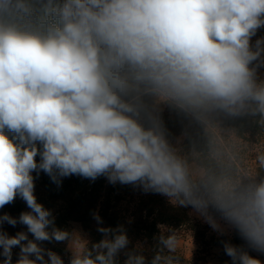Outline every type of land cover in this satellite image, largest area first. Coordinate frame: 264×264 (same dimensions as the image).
<instances>
[{
	"label": "clouds",
	"instance_id": "clouds-1",
	"mask_svg": "<svg viewBox=\"0 0 264 264\" xmlns=\"http://www.w3.org/2000/svg\"><path fill=\"white\" fill-rule=\"evenodd\" d=\"M264 0H0V264H65L43 242L72 244L34 194L42 171L133 185L191 208L221 235L235 229L264 252V152L253 174L238 163L224 119L264 127ZM202 129L204 145H174L160 105ZM191 142V141H190ZM39 156V160L37 157ZM217 215L219 220L217 219ZM72 249L69 264H178L176 231H161L149 260L122 225ZM7 223L27 231L9 235ZM31 233L32 238H29ZM83 240V239H82ZM232 264H262L223 242Z\"/></svg>",
	"mask_w": 264,
	"mask_h": 264
},
{
	"label": "trees",
	"instance_id": "trees-1",
	"mask_svg": "<svg viewBox=\"0 0 264 264\" xmlns=\"http://www.w3.org/2000/svg\"><path fill=\"white\" fill-rule=\"evenodd\" d=\"M159 114L168 134L183 133L187 129L190 139L185 138V149L188 150L192 143L198 148L203 147L202 129L191 124L183 113L175 109V115L171 119L167 118L166 114ZM224 123L235 128L237 130L235 135L238 137L247 132H264V127L258 125L252 117L225 119ZM37 160H39V156ZM33 176L36 177L34 194L39 203L51 210L56 227L71 233L70 225L72 223L80 224L88 236L89 246L102 239L103 235L97 231L98 225L93 218V213H98L102 218L103 224L100 225L102 227L116 228L122 225L130 240L129 249L140 243L149 260L154 254L158 243L157 238L161 234L159 226L176 227L185 219L181 209L170 205L163 197L153 194L144 198L145 191L142 188L120 183L113 185L104 176L92 181L72 175L62 178L59 185L52 182L50 177L42 171L38 177L33 172ZM122 202H126V206H121ZM24 211H30V209L22 199L17 197L13 203L0 209V215L8 213L13 217H18ZM2 229L10 236L15 235L18 231H27L26 226L21 224L13 227L5 223L2 225ZM28 235L31 239V233ZM65 243L66 241H45L43 246L61 255L65 253ZM19 251V247L13 249V259H18ZM118 259L119 264H123L126 257L121 254Z\"/></svg>",
	"mask_w": 264,
	"mask_h": 264
},
{
	"label": "rangeland",
	"instance_id": "rangeland-1",
	"mask_svg": "<svg viewBox=\"0 0 264 264\" xmlns=\"http://www.w3.org/2000/svg\"><path fill=\"white\" fill-rule=\"evenodd\" d=\"M260 37H264V29H260L257 32V35L252 38L253 42ZM257 75L260 80H264V67L258 69ZM160 108V113H163L164 115L166 114L167 118L171 119L174 117L175 109L164 104L160 105ZM224 120L222 122V126L225 128H232L226 125ZM181 137L182 133L174 132L169 134L168 138L175 145L177 143V138ZM225 140L226 143L231 145L233 150L237 153L238 163L247 167L253 174H255L259 168L258 162L256 161V155L260 152H264V132H247L240 137L233 133L231 136H226ZM184 142L185 138L178 146L184 148ZM184 150L187 152L189 149L187 150L184 148ZM260 174L264 175V171ZM153 194L163 197V199H165L170 205L181 209V213L185 216L184 221L176 227L159 226L160 231H167V229L176 231L178 237V248L175 255L177 257L178 264H232L231 258L224 252L223 242L225 241L235 246H243L251 256L259 259L262 264H264V252H259L249 248L246 241L241 238L239 233L235 229L228 227L224 221L221 220L220 223L226 228V232L221 235L217 231L213 230L202 217L195 213L191 206L183 207L173 205L169 202L168 197L154 192H145L143 193V197L147 198ZM136 199H139V197H136ZM121 206H126V202H122ZM217 219L219 220L218 215ZM70 226L71 233H74L72 244L69 245V242L66 241L65 253L60 255L65 264H69L72 249L79 250L81 245L85 244L86 241L89 242L88 236L80 224L72 223ZM136 245H140L142 247L140 243ZM0 251H2L1 248ZM3 259L4 257L0 256V262H2ZM12 260L13 264H15L17 259L12 258Z\"/></svg>",
	"mask_w": 264,
	"mask_h": 264
}]
</instances>
